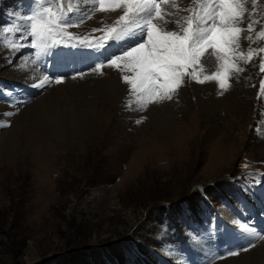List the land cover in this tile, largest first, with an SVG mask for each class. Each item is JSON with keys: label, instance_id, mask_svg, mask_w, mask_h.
I'll use <instances>...</instances> for the list:
<instances>
[{"label": "rangeland", "instance_id": "1", "mask_svg": "<svg viewBox=\"0 0 264 264\" xmlns=\"http://www.w3.org/2000/svg\"><path fill=\"white\" fill-rule=\"evenodd\" d=\"M77 1L0 0V107L8 108L0 113V264H264V0L253 29L240 25L242 57L230 53L226 68L209 49L171 100L146 106L118 68L94 70L126 44L82 42L101 38L123 9L100 12L92 0V19L107 14L113 22L94 31L81 15L89 6L75 8ZM171 1L162 0L161 9ZM249 1L241 0L253 7ZM205 2L187 0L180 24ZM45 8L81 40L61 34L64 42L44 52L26 43ZM176 21L168 16L170 30H179ZM21 61L41 77L34 76L37 84L26 81L33 78ZM216 73L227 90L204 80ZM42 78L50 83L43 94L35 88ZM57 84L68 88L61 98L73 92L85 109L100 110V123H90L95 135L61 141L52 118L18 122ZM81 84L101 88L82 94ZM62 122L63 132L72 131L67 118Z\"/></svg>", "mask_w": 264, "mask_h": 264}, {"label": "snow or ice", "instance_id": "2", "mask_svg": "<svg viewBox=\"0 0 264 264\" xmlns=\"http://www.w3.org/2000/svg\"><path fill=\"white\" fill-rule=\"evenodd\" d=\"M161 2L162 0H98L100 12L120 8L123 9V14L110 28L100 30L104 32L101 38L94 41L87 37L82 39L83 43L89 46L95 43L100 48H104L109 40L136 39V43L122 54L94 65V70L102 73L105 66L118 68L124 73L123 82L131 86L133 94L138 92L145 106L148 101L171 100L182 86L183 78L194 75L201 58L209 49L212 50L209 54L215 55L218 60H224L226 68L230 53H238L241 57L244 55L239 51L238 35L245 31L240 27L246 11L241 0H206L197 5L198 10H186L190 14L185 18L184 24L176 21L178 31L166 28L168 21L161 19L162 15H166L161 12ZM51 13L52 9L45 8L40 18L33 20L32 39H26V43L44 52L64 42L58 39L61 34L68 40H81L80 37L63 32L70 25L66 20L62 23L60 16L53 21ZM254 23L255 21L247 25L248 31L253 29ZM259 35L264 36V30ZM247 39H251V36ZM259 51L264 52V48ZM247 55L251 58V48ZM190 67L193 69L192 73L188 72ZM260 71L264 72V59L261 60ZM128 72L132 75H128ZM212 79L218 81L219 88L227 90L222 73L204 77V80ZM61 82L60 79L55 80V83ZM261 88L264 89V80L261 81Z\"/></svg>", "mask_w": 264, "mask_h": 264}, {"label": "bare ground", "instance_id": "3", "mask_svg": "<svg viewBox=\"0 0 264 264\" xmlns=\"http://www.w3.org/2000/svg\"><path fill=\"white\" fill-rule=\"evenodd\" d=\"M74 1V0H73ZM171 1V0H168ZM253 2V0H251ZM251 1H249V3L251 4ZM95 2V1H94ZM187 0H172L171 2H169L168 4H166L162 9L161 12L165 13L166 15H162L163 19L162 20H167L168 21V16L170 15H175L179 21H182L183 16L182 13L184 8H185V4H186ZM92 0H78L77 2H75L72 6H74L75 8L80 6L81 4H85L88 5L89 8L83 13L82 15V19H88L90 18V22L87 24H90L91 22V28L96 29V28H100L101 25L105 24L104 26H108V25H112L113 22H110L112 20V16H107L104 14H101L100 16L93 18L91 17L90 14V8L92 6ZM247 3V4H249ZM262 3V2H261ZM187 5V4H186ZM245 5V4H244ZM82 6V5H81ZM250 7V6H249ZM247 5H245V19L243 24H245V26H247L251 21L253 22L256 18V15L259 12V7H260V0L256 1L255 0V5H253V7L251 6L250 8H252L255 13L251 14L250 9ZM263 7V6H261ZM80 8V7H79ZM80 10H83L80 8ZM181 11V12H180ZM185 11V10H184ZM81 12V11H80ZM95 12V11H94ZM115 12V11H114ZM109 13V12H108ZM120 14V13H119ZM262 17V16H261ZM256 20H255V24H256ZM86 21V20H84ZM83 21V22H84ZM82 22V23H83ZM81 23V25H82ZM84 24V23H83ZM86 24V25H87ZM85 25V26H86ZM173 25V24H172ZM172 25L169 23H167L165 26L168 30H170L172 27ZM84 26V25H83ZM103 26V28H104ZM87 28V27H86ZM246 28V27H245ZM176 29V28H175ZM247 30V29H246ZM244 33V32H243ZM242 33V34H243ZM246 34V33H245ZM239 37H243V35L238 34ZM248 35V34H247ZM138 39V38H137ZM136 43V41H135ZM112 44V43H110ZM118 45V44H117ZM109 46V45H108ZM24 47V46H23ZM23 51V50H22ZM13 53L15 55H18V52L13 51ZM20 65V64H19ZM205 65V64H204ZM21 67L26 68L27 71H30V75L32 76L33 79L29 80L27 79L26 81L29 82V84H37V80L34 81V76L36 77V79L41 78L39 77V75L34 71H32V68L29 67L27 65V63L25 61H21ZM117 69V68H116ZM112 70V69H111ZM110 70V71H111ZM109 71V70H108ZM116 71V70H115ZM117 72V71H116ZM115 72V73H116ZM119 73V72H118ZM25 74V73H24ZM92 74V73H91ZM26 75V74H25ZM87 76V75H86ZM27 78V77H26ZM86 78V77H85ZM96 78V77H95ZM79 79V78H78ZM94 79V77L92 78ZM91 79V80H92ZM98 79V77H97ZM95 80V79H94ZM85 81V80H84ZM246 81V80H245ZM79 82V81H78ZM93 82V81H92ZM110 82V81H109ZM115 82V81H114ZM113 83V82H112ZM49 81L47 79H43L41 80V82H39L38 86L35 88L40 89V91L42 92L41 94H43V92L45 91V88L49 85ZM68 84V83H67ZM54 85V84H53ZM101 85V84H100ZM100 85L97 84H93L92 86H89V84H87L86 86L84 85H79L77 87L79 88H83V91L81 92L82 94H85V90L84 89H88V87L95 89V94L97 95L98 91H100ZM109 85V84H108ZM113 85V84H112ZM36 86V85H35ZM111 86V85H110ZM212 88V87H211ZM48 89V88H47ZM50 96H45L43 97V99L40 101L37 100L35 102V105L33 106L34 111H29L27 113H25L22 118L18 121L21 122L22 119H28L34 122V116L36 117V119L39 116H43V117H47V118H52L53 119V123L54 126L51 128V131L54 135V137L58 140L64 141L66 140V138L72 137L73 133L77 134V136L79 137V139H82V135H86V134H90V135H95V133L93 131L90 130V123H100L99 120V115L97 113L100 112V110L97 112V110H94V107H89V109H85L83 105L79 104V100L75 101L74 99V95L72 96V93H69L68 98L63 99L61 97L66 96L68 93L67 91V86L65 84H60L57 86H53V88H50ZM116 89V88H115ZM90 90V89H89ZM117 90V89H116ZM53 92V93H52ZM55 92V93H54ZM239 93V92H238ZM34 94H38V92L34 91ZM40 94V93H39ZM40 94V95H41ZM94 94V95H95ZM104 94V93H103ZM93 95V96H94ZM42 96V95H41ZM44 96V95H43ZM14 100L17 99L18 94H14L13 96H11ZM88 97V96H87ZM101 97V96H100ZM38 98V97H37ZM93 98V97H92ZM232 98V97H231ZM61 99V102H60ZM96 99V98H95ZM100 99V98H99ZM127 99V98H126ZM81 100V99H80ZM84 101V100H83ZM94 101V100H93ZM85 102V101H84ZM129 102V101H128ZM98 103V102H97ZM130 103V102H129ZM91 105V104H90ZM3 106V105H2ZM98 106V105H97ZM32 108V109H33ZM88 108V107H87ZM98 108V107H97ZM22 109V108H21ZM141 109V108H140ZM8 108L7 107H0V113H4V111H7ZM12 111V110H11ZM14 111H18V108L15 109ZM19 112V111H18ZM16 112V114L18 113ZM102 114V113H101ZM109 114V113H108ZM67 118L70 122H71V129L72 131H67L65 130V132H63L65 125L62 122V119ZM49 121V120H47ZM69 122V123H70ZM51 124V123H50ZM68 127V126H67ZM100 129V128H99ZM63 143V142H62ZM227 212V211H226ZM240 213V212H237ZM261 221V220H260ZM223 244V242L221 243ZM261 247V246H260ZM221 249V248H220ZM257 249V248H256ZM259 249V248H258ZM264 252V251H263ZM207 251L204 253L205 258L207 259V255H206ZM169 255V254H168ZM177 254H175L176 256ZM256 255V254H255ZM170 256V255H169ZM177 257V256H176ZM179 258V257H178ZM177 258V260H178ZM204 259V258H203ZM253 259V258H252ZM202 260V259H201ZM251 263V262H250ZM249 263V264H250ZM254 264V263H253ZM256 264V263H255Z\"/></svg>", "mask_w": 264, "mask_h": 264}, {"label": "trees", "instance_id": "4", "mask_svg": "<svg viewBox=\"0 0 264 264\" xmlns=\"http://www.w3.org/2000/svg\"><path fill=\"white\" fill-rule=\"evenodd\" d=\"M206 189V188H205ZM198 197L200 198V195H198ZM191 202H194V200L193 199H191L190 200ZM189 202V201H188ZM117 253H116V256L119 258V260L120 261H122L123 260V251H121V250H118V251H116Z\"/></svg>", "mask_w": 264, "mask_h": 264}]
</instances>
